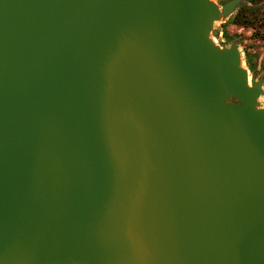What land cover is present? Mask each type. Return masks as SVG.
<instances>
[{"label": "water", "instance_id": "95a60500", "mask_svg": "<svg viewBox=\"0 0 264 264\" xmlns=\"http://www.w3.org/2000/svg\"><path fill=\"white\" fill-rule=\"evenodd\" d=\"M242 1L0 0V264H264Z\"/></svg>", "mask_w": 264, "mask_h": 264}, {"label": "rangeland", "instance_id": "374dc122", "mask_svg": "<svg viewBox=\"0 0 264 264\" xmlns=\"http://www.w3.org/2000/svg\"><path fill=\"white\" fill-rule=\"evenodd\" d=\"M225 0H216L220 6ZM252 3L251 0H243L236 11L227 19L217 22L215 28L221 33L215 42L218 45H231L237 41L243 57L245 51L249 52L258 65L257 78H264V18L261 19V13L264 15V0H256ZM244 6H253L259 9L260 20L256 21L253 26L235 24L236 16L240 9ZM228 36V37H227ZM247 67V66H246ZM260 107L264 108V97L260 99Z\"/></svg>", "mask_w": 264, "mask_h": 264}, {"label": "trees", "instance_id": "16d2710c", "mask_svg": "<svg viewBox=\"0 0 264 264\" xmlns=\"http://www.w3.org/2000/svg\"><path fill=\"white\" fill-rule=\"evenodd\" d=\"M251 2L254 4L257 1L251 0ZM262 18H264V15L261 13V19ZM258 20H260L259 9L253 6H244L238 12V15L236 16L235 24L253 26ZM244 53H245L244 61L247 68L251 71V74H258L259 72L258 65L255 62L254 58H252L249 52L245 51Z\"/></svg>", "mask_w": 264, "mask_h": 264}, {"label": "flooded vegetation", "instance_id": "af4514ba", "mask_svg": "<svg viewBox=\"0 0 264 264\" xmlns=\"http://www.w3.org/2000/svg\"><path fill=\"white\" fill-rule=\"evenodd\" d=\"M228 1H230V0H225V1L223 2V4L226 3V2H228Z\"/></svg>", "mask_w": 264, "mask_h": 264}, {"label": "built area", "instance_id": "2783aa9c", "mask_svg": "<svg viewBox=\"0 0 264 264\" xmlns=\"http://www.w3.org/2000/svg\"><path fill=\"white\" fill-rule=\"evenodd\" d=\"M220 35H222V34L220 33Z\"/></svg>", "mask_w": 264, "mask_h": 264}]
</instances>
